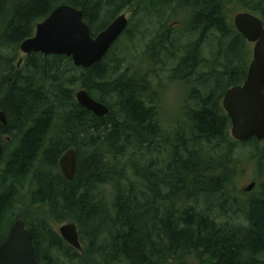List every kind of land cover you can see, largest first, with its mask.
Instances as JSON below:
<instances>
[{
    "label": "trees",
    "instance_id": "16d2710c",
    "mask_svg": "<svg viewBox=\"0 0 264 264\" xmlns=\"http://www.w3.org/2000/svg\"><path fill=\"white\" fill-rule=\"evenodd\" d=\"M61 3L81 9L92 35L131 4L147 25L171 4L185 8L184 45L163 26V37L145 47V55L164 51L169 61L180 52L169 70L187 87L185 120L166 126L152 73L108 68L111 50L89 68L36 52L17 68L20 43ZM241 10L264 22V0H1L0 242L21 218L46 264H264V140H234L221 106L251 59L228 20ZM76 88L109 113L97 116L78 104ZM239 143L252 145L244 157L257 170L258 193L247 197L231 186ZM69 148L76 166L66 180L58 160ZM63 222L76 225L80 251L51 225Z\"/></svg>",
    "mask_w": 264,
    "mask_h": 264
},
{
    "label": "water",
    "instance_id": "95a60500",
    "mask_svg": "<svg viewBox=\"0 0 264 264\" xmlns=\"http://www.w3.org/2000/svg\"><path fill=\"white\" fill-rule=\"evenodd\" d=\"M127 23L125 14H119L103 30L92 36L80 9L69 4H59L36 24L34 34L20 43V50L24 54L39 52L43 55H65L71 58L74 65L89 68L101 61ZM233 24L249 42H254V46L243 83L229 87L221 99V105L230 119V135L234 140L244 142L255 137L262 141L264 25L258 16L250 12L236 13ZM75 98L78 104L94 115L105 116L109 113L108 107L92 98L86 89H78ZM0 122L6 123L3 110H0ZM2 151L0 143V158ZM58 165L65 179L70 180L76 166L75 150L67 149L59 158ZM254 185L251 182L244 190L250 191ZM59 233L74 249H81L74 223L61 225ZM0 264H46L37 259L32 234L21 218L15 219L6 238L0 242Z\"/></svg>",
    "mask_w": 264,
    "mask_h": 264
},
{
    "label": "rangeland",
    "instance_id": "374dc122",
    "mask_svg": "<svg viewBox=\"0 0 264 264\" xmlns=\"http://www.w3.org/2000/svg\"><path fill=\"white\" fill-rule=\"evenodd\" d=\"M171 6L172 8L167 7L165 10L166 13L160 14L159 17L158 15L156 16V14L153 15V18L147 17L148 20L151 21L150 25L142 23V18H144L142 11L135 10V5L131 4L125 6L119 13H125L126 17L129 18L128 36L122 35L120 39H118L116 44L111 48L107 57L108 59H106V66L108 68L119 69L121 66L120 72L128 70V73H130L137 70L140 73L146 71L152 73L150 77L152 85L155 88L159 85L157 88L160 89L158 93V103L161 106L160 119L166 126L174 124L177 120H185L182 112L187 87L177 80H171V73L169 70L171 67H175L178 59L177 56L180 52H176L174 58L171 59L172 61H169L167 60L164 51H159V54L156 55L155 58L145 55V47L155 37H157L156 40H160L163 37V31L165 30L163 29V26H166L170 30L172 29L174 35L178 37L177 40H179V43L184 45L189 40L184 34H179L182 29V27L179 26L180 24L176 25L179 26L177 28H170V24L174 20H179L182 24L184 21L186 22L188 20L186 9L176 6L175 4H171ZM236 12L237 11L231 12V14L228 15V20L231 24H233V18ZM258 16L260 17V15ZM144 19H146V17ZM191 38L193 39L194 36L192 35ZM206 39L207 38H205V40ZM162 44L167 47L171 46L168 42H163ZM204 46L207 47L208 44L206 43ZM248 46L250 48L251 58L253 44L249 43ZM24 56L25 55L18 50L14 59V65L17 68L20 67L21 63L19 62V59H24ZM205 57L208 58V53L205 54ZM117 59H120L121 62L118 63L116 61ZM202 71L206 72L207 70L204 69ZM77 89L79 88H76L75 91ZM98 94L99 93L96 92L97 96ZM260 142L262 145V141ZM251 149V144L239 143L237 146V152H241L242 155L237 164V176L233 180L231 186H235V188L240 191L238 193L243 197H247V193H258L255 162L247 160L244 157L247 154L246 158H248V152H251ZM251 182L255 183L254 187L250 191H245L244 188ZM23 195L24 191H22V199H24ZM19 207H21L20 204L16 202L14 211L16 212ZM64 223L65 222L51 223V225L53 229L58 232L60 226Z\"/></svg>",
    "mask_w": 264,
    "mask_h": 264
},
{
    "label": "flooded vegetation",
    "instance_id": "af4514ba",
    "mask_svg": "<svg viewBox=\"0 0 264 264\" xmlns=\"http://www.w3.org/2000/svg\"><path fill=\"white\" fill-rule=\"evenodd\" d=\"M177 24H180L179 26H181V24H182V22L181 21H179V20H174V21H172L171 22V24H170V28H177V27H179V26H176ZM175 26V27H174ZM172 30V29H171ZM191 37H192V35H190Z\"/></svg>",
    "mask_w": 264,
    "mask_h": 264
}]
</instances>
